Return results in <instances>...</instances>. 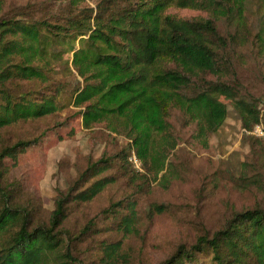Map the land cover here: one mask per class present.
Wrapping results in <instances>:
<instances>
[{
	"label": "trees",
	"instance_id": "trees-1",
	"mask_svg": "<svg viewBox=\"0 0 264 264\" xmlns=\"http://www.w3.org/2000/svg\"><path fill=\"white\" fill-rule=\"evenodd\" d=\"M258 1H69L49 16L29 4L0 15V264H82L78 246L96 224L88 220L74 234L65 228L71 213L118 178H155L165 170L179 141L172 110L195 123L200 139L222 126L229 105L244 130L260 124L264 132L261 100L247 92L237 72L243 44L254 42L264 53V11L255 31L250 25ZM170 6L205 15L181 17L168 12ZM66 52L71 61L65 67L75 75L69 84L56 68ZM66 91L84 128L102 124L128 142L87 159L65 189H56L44 216L40 201L8 180L4 162L15 163L43 134L14 138L9 129L56 114L67 105ZM132 150L143 172L132 167ZM134 204L123 196L100 214L112 217L113 225L129 224ZM102 246L100 263L112 264L113 243ZM156 264H264V206L234 211L223 226L179 244Z\"/></svg>",
	"mask_w": 264,
	"mask_h": 264
},
{
	"label": "rangeland",
	"instance_id": "rangeland-1",
	"mask_svg": "<svg viewBox=\"0 0 264 264\" xmlns=\"http://www.w3.org/2000/svg\"><path fill=\"white\" fill-rule=\"evenodd\" d=\"M69 1L95 6L98 0H0V15L29 4L49 16ZM258 3V8L255 2L250 8L254 31L257 16L264 11L262 2ZM168 12L181 17L205 15L198 9L175 6L168 7ZM237 55V72L247 92L261 100L259 108L264 115V53L258 52L254 42H247ZM65 61L70 64L71 53H64L56 66L57 77L69 84L75 75L65 67ZM68 95L63 93L67 105L56 114L9 129L14 138L43 134L39 143L27 148L15 163L10 158L4 162L8 180H15L37 198L44 216L54 206L56 189H65L87 159L117 151L128 142L102 124L84 128L77 108L66 103ZM228 108L222 126L204 139L196 136L195 123L187 124L177 110H172L170 118L179 141L165 170L155 178L148 174L135 181L118 178L71 213L65 228L74 234L88 220L94 218L96 224L78 246L82 264H101L102 242L113 243L109 250L112 264H156L179 244L189 245L204 231L211 234L223 226L234 211L264 206V132L244 130L230 105ZM135 170L143 172L142 167ZM127 195L135 199L129 208L134 221L113 225V218L100 212Z\"/></svg>",
	"mask_w": 264,
	"mask_h": 264
},
{
	"label": "built area",
	"instance_id": "built-area-1",
	"mask_svg": "<svg viewBox=\"0 0 264 264\" xmlns=\"http://www.w3.org/2000/svg\"><path fill=\"white\" fill-rule=\"evenodd\" d=\"M252 132H256L258 134H263V129L260 124H256L254 128L251 130ZM129 160L134 166L135 169H141V164L139 159L136 157L134 151L132 150L131 155L129 156Z\"/></svg>",
	"mask_w": 264,
	"mask_h": 264
}]
</instances>
